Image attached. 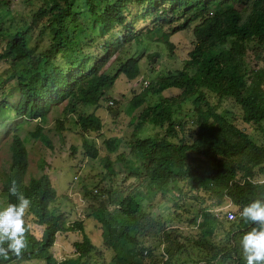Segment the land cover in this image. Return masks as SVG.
<instances>
[{"label": "trees", "instance_id": "obj_1", "mask_svg": "<svg viewBox=\"0 0 264 264\" xmlns=\"http://www.w3.org/2000/svg\"><path fill=\"white\" fill-rule=\"evenodd\" d=\"M83 1L92 28L98 24L104 38L101 53L87 70L74 64L60 66L51 62L53 54L57 55L56 63L61 60L60 52L65 54L69 49L71 40L66 23L76 19L73 0L44 1L32 14L28 27L8 33L0 62L10 63L5 80H16L19 92L13 107L16 116L41 120L52 104L66 101L65 106L79 129L85 155L96 158L98 149L87 136L101 130L102 119L94 112L78 109L98 108L120 74L128 80L140 76L138 58L130 54L120 61L114 73L105 69L112 54H120L141 42L142 36L134 27V14L139 13L141 17L153 16L155 28L167 26L169 34L193 25V44L181 69L156 77L132 97L129 113L145 103L147 93L158 95L168 88L177 89L178 93L146 104L131 117L133 136L128 147L133 158L124 162V168L134 177V186L114 183L95 193L85 190L86 197L97 201L91 215L100 224L102 244L113 252L108 261H104L102 251L92 243L80 221L66 228L81 233V240L73 242L76 255L61 261L53 256L51 248L56 234L65 231L60 218L49 210L55 190L45 172L25 182L28 152L14 133L8 173L0 189L5 204L0 217V264H25L33 260L44 264H92L98 257L102 258V264H177L179 253L188 255L189 264H249L245 256L250 257V251L243 252L241 241L257 246L256 264H262L264 181L253 178L264 174V143L254 141L234 119L227 118L219 110V104L210 102L209 96L231 99L242 112L241 120L264 138V69H252L247 61L248 50L256 57L264 53V0ZM133 4L143 6L141 11L132 13ZM41 20V27L51 32L42 66L30 43L32 31ZM166 43L172 49V44ZM152 57L149 55L148 59ZM185 101H190L193 123L194 136L190 141L185 133L186 121L177 120L174 112V107L179 108ZM3 104L1 101L0 106ZM55 125L59 130L64 128L61 120ZM147 125L159 128L162 134L139 137ZM29 134L51 146L40 123ZM102 143L109 152L117 148L116 141L106 139ZM104 166L113 180L117 172L108 156ZM199 193L214 202L202 204L195 214L185 208L190 214L189 223L202 227L196 238L181 236L176 227L147 209L154 198L171 199L173 206L180 208L179 201L197 199ZM225 198L237 207L233 219L221 217L212 209L222 205ZM27 219L42 227L39 237L32 232ZM215 228H223L227 240L213 243L207 239ZM156 241L163 245L164 261V255L156 247L144 244ZM188 245L196 250L194 255Z\"/></svg>", "mask_w": 264, "mask_h": 264}, {"label": "rangeland", "instance_id": "obj_2", "mask_svg": "<svg viewBox=\"0 0 264 264\" xmlns=\"http://www.w3.org/2000/svg\"><path fill=\"white\" fill-rule=\"evenodd\" d=\"M44 1L46 0H8V4L0 3V51L6 44L8 33L28 27L32 14ZM142 7L133 4L130 6V10L132 13L135 11L140 12ZM72 10L76 14V19L74 21L69 20L66 23L68 38L71 40L69 49L65 54H63V51L60 52L58 56L62 55L61 60L56 63L57 55L55 57L53 54L51 62L60 66H64L63 63H66V65L74 64L76 67L87 70L97 59V54L101 53L100 45L104 38L100 34L101 28L99 31L98 24H95L92 28L93 22L83 0H73ZM140 15L141 13L137 16L134 14L136 19L134 27L142 36L141 42L138 45L132 44L131 48L127 47L120 54H112L105 67L107 72L114 73L120 61L128 57L129 54L134 55L139 61L140 76L134 80H128L123 74H120L113 86L107 90V96L105 95L100 101L98 108L85 106L78 109V111L87 113L94 112L102 119L101 130L98 133H91L87 136L88 140L94 141L98 149L99 153L96 158L85 155L81 146L82 138L78 135L79 129L74 124L73 116L65 106L66 101L52 104L47 116L41 120L16 116L13 109L19 96L16 80L15 78L5 80L10 71V63L8 61L0 62V102L3 101L4 103L2 107L0 106V189L8 173L12 152V135L17 133L28 152V168L24 177L25 182H28L31 177H39L45 172L48 174L55 190V196L53 201L50 202L49 210L53 216L60 218L63 223L62 227L65 228V231H59L56 234L55 243L51 248L53 256L58 261L76 255L73 242L81 240V233L77 229L66 230L67 226L70 227L76 221L82 222L84 232L90 237L92 243L102 251L104 261H108L111 258L112 250L105 248L102 244L100 224L91 215L97 205V201L90 196L86 197L85 190H93V193H95V189L99 190L114 183L134 186V177L128 174L124 168V162L133 158L128 147V142L133 136V126L130 123L131 117L139 113L146 104L151 105L163 97L178 93V90L174 88H168L158 95L147 93L145 103L133 113H129L128 103L132 97L142 91L150 82H154L156 77L175 74L181 69L183 61L187 58V54L193 44V25L188 29L169 34L167 26L155 28L156 22L153 16L147 14L141 17ZM42 25L43 21L35 26L30 41L31 45L34 46L35 55L41 58L39 64L41 66L44 62L43 54L49 48L51 42L49 28L41 27ZM64 36L67 37L66 34ZM166 41L172 44V49L168 48ZM70 48L73 49L72 52H70ZM149 55L153 56L152 60L148 59ZM247 61L252 69H264L263 52L259 57H256L252 50H248ZM209 100L211 103L219 104V110L227 118L234 119L235 124L245 129L254 141L264 143L261 133L241 120L242 112L239 106L231 99L224 98L221 100L212 95L209 96ZM109 101L112 104H109ZM115 110L116 112H114ZM174 112L177 120L186 121L185 133L190 141L194 136L190 101L183 102L179 108L174 107ZM57 120L63 122V129L59 130L56 127L55 122ZM37 123L43 125L44 132L48 135L51 142L50 147L40 139H34L30 136L29 131L33 130ZM161 134L162 131L159 128L147 125L138 136L158 137ZM106 139L116 141L117 148L114 152H109L108 148L102 143ZM107 156L117 172L113 180L107 176V170L104 166ZM253 180H262V176L257 174ZM199 195L200 197L197 199L187 198L184 201H179L182 205L180 208L174 207L171 199L154 198L151 201V206L147 209L154 216H158L168 222L167 224L176 227L181 236L196 238L202 227L189 223L190 214H195L202 204L214 202L203 193H199ZM203 199L205 200L204 203H202ZM185 208L190 211V214L185 212ZM212 209L221 217L224 215L227 217L229 211L234 213L237 211V207L227 198H225L222 205L215 206ZM4 210V200L0 196V217L3 215ZM27 221L32 232L39 237L42 227L30 219H27ZM226 235L227 233L223 228H215L213 233L210 236H206V238L213 243H218L219 241H224V239L227 240L225 238ZM241 243L243 252L250 251V257L245 256L249 264H256L258 258L257 246L244 241H241ZM144 244L149 247H156L160 255L163 254L161 242H144ZM187 247L191 248L193 255L196 253V250H193L191 245ZM163 255L164 261L166 256L165 254ZM102 258L98 257L92 264H102ZM189 262L187 254H178L177 264H189ZM261 263L264 264V261ZM25 264H44V262L33 260Z\"/></svg>", "mask_w": 264, "mask_h": 264}, {"label": "built area", "instance_id": "obj_3", "mask_svg": "<svg viewBox=\"0 0 264 264\" xmlns=\"http://www.w3.org/2000/svg\"><path fill=\"white\" fill-rule=\"evenodd\" d=\"M262 167H264V160H263V162H262ZM257 182H263L264 181V174L262 175V180H256ZM95 192H96V189H95ZM235 217V213L233 212V211H229L228 213H227V218H229V219H233Z\"/></svg>", "mask_w": 264, "mask_h": 264}, {"label": "clouds", "instance_id": "obj_4", "mask_svg": "<svg viewBox=\"0 0 264 264\" xmlns=\"http://www.w3.org/2000/svg\"><path fill=\"white\" fill-rule=\"evenodd\" d=\"M109 104H112V102H111V101H109ZM26 119H29V118H26Z\"/></svg>", "mask_w": 264, "mask_h": 264}, {"label": "water", "instance_id": "obj_5", "mask_svg": "<svg viewBox=\"0 0 264 264\" xmlns=\"http://www.w3.org/2000/svg\"><path fill=\"white\" fill-rule=\"evenodd\" d=\"M114 112H116V110ZM113 114H115V113H113Z\"/></svg>", "mask_w": 264, "mask_h": 264}]
</instances>
